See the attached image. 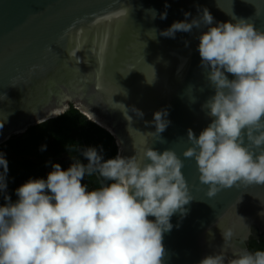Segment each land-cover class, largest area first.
Returning <instances> with one entry per match:
<instances>
[{
  "label": "water",
  "instance_id": "1",
  "mask_svg": "<svg viewBox=\"0 0 264 264\" xmlns=\"http://www.w3.org/2000/svg\"><path fill=\"white\" fill-rule=\"evenodd\" d=\"M205 7L214 22L243 18L264 30V0H0V145L73 106L115 136L121 156L147 142L174 150L193 199L170 218L163 264H230L264 235V185L237 181L209 197L195 159L183 157L188 130L199 136L211 122L202 104L214 89L198 52L207 28L160 33ZM158 110L170 123L149 136Z\"/></svg>",
  "mask_w": 264,
  "mask_h": 264
},
{
  "label": "clouds",
  "instance_id": "2",
  "mask_svg": "<svg viewBox=\"0 0 264 264\" xmlns=\"http://www.w3.org/2000/svg\"><path fill=\"white\" fill-rule=\"evenodd\" d=\"M205 27L198 52L214 89L202 104L211 122L199 136L188 130L183 157L195 159L199 180L213 197L237 181L264 185V30L243 18L214 22L205 7L160 34L174 39L177 32ZM132 111L143 118L139 109ZM166 116V110L153 114L155 132L149 136L166 130ZM147 144L138 156L107 160L102 147L83 148L87 164H53L46 179L16 188L14 202L7 194L8 162L0 153V264H163L170 218L185 214L193 198L184 161L171 148L158 152ZM85 176H98L100 186L90 190L82 183ZM209 264H223V257ZM231 264H264V251L244 250Z\"/></svg>",
  "mask_w": 264,
  "mask_h": 264
},
{
  "label": "trees",
  "instance_id": "3",
  "mask_svg": "<svg viewBox=\"0 0 264 264\" xmlns=\"http://www.w3.org/2000/svg\"><path fill=\"white\" fill-rule=\"evenodd\" d=\"M86 147H95L98 151L102 147L105 160L119 154L115 136L73 106L59 117L13 136L0 145V153L8 162L7 194L14 202L18 199L16 188L29 179H46L53 164H59L62 169H67L75 160L87 164L80 151ZM99 181L98 176H85L82 183L91 190L100 186ZM3 203V194H0V204ZM249 247L250 252L264 251V235L252 239Z\"/></svg>",
  "mask_w": 264,
  "mask_h": 264
},
{
  "label": "bare ground",
  "instance_id": "4",
  "mask_svg": "<svg viewBox=\"0 0 264 264\" xmlns=\"http://www.w3.org/2000/svg\"><path fill=\"white\" fill-rule=\"evenodd\" d=\"M90 115H92V114H90ZM92 117H94V116H92ZM230 264H231V262H230Z\"/></svg>",
  "mask_w": 264,
  "mask_h": 264
}]
</instances>
